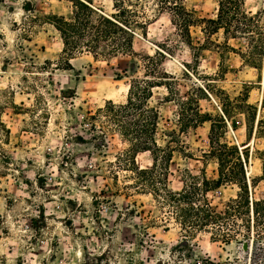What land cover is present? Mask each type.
Segmentation results:
<instances>
[{"label":"rangeland","instance_id":"obj_1","mask_svg":"<svg viewBox=\"0 0 264 264\" xmlns=\"http://www.w3.org/2000/svg\"><path fill=\"white\" fill-rule=\"evenodd\" d=\"M74 2L0 0V264H264L252 261L253 250L250 258L236 255L245 241L226 244L212 242L203 231L187 233L150 193L155 177L139 176L129 163L118 165L130 146L119 130L112 127L103 137L98 129L109 125L91 119L107 100L125 102L130 80L145 78L150 64V76L168 80L176 93L157 87L151 99L161 114L158 143L175 140L169 184L181 190L193 181L189 174L205 176L211 182L208 199L223 210L239 187H219L215 180L236 156L231 150L210 153V122L181 128L180 98L197 100L213 116L225 108L227 128L216 132L223 143L239 141L238 157L243 158L240 145L249 143L248 170L261 174L256 150L264 151V140L255 141L254 132L249 136L236 106L248 99L257 105V116L261 111L264 0H246L255 20L239 38L228 39L221 30L206 40L201 27L193 26L191 48L166 11L154 17L146 38L136 40V50L149 54V61L79 53L69 69L60 65L63 42L47 16L70 15ZM93 3L113 11L110 0ZM186 6L197 18L217 17L215 0H187ZM254 39L261 41L258 49ZM241 51L254 66L245 64ZM136 161L141 168L152 166L148 152L138 153ZM263 190L260 183L257 193Z\"/></svg>","mask_w":264,"mask_h":264},{"label":"trees","instance_id":"obj_2","mask_svg":"<svg viewBox=\"0 0 264 264\" xmlns=\"http://www.w3.org/2000/svg\"><path fill=\"white\" fill-rule=\"evenodd\" d=\"M70 15L49 14V23L59 32L63 42L64 60L69 69H73L72 58L76 54L86 53L96 60H107L119 56H141L150 60L149 54H140L136 48L138 37H147L149 26L154 17L169 12L174 16L176 26L181 36L192 48L191 27L200 26L206 40L223 30L229 38H239V34L249 33L253 27L255 16L246 10V0H215L218 4L216 18H197L187 8V0H110L113 11L108 13L94 5L93 0H74ZM211 41V40H210ZM259 39L253 40V48L258 49ZM232 51L236 48L229 45ZM245 64L255 65L246 60L245 53L238 52ZM250 54L251 51H250ZM249 54V56H250ZM62 68V67H60ZM145 78H132L129 83V93L125 102L107 100L103 108L91 116L109 125L98 129L91 123L93 131L98 129L103 137L112 127L119 130L121 137L129 143V148L118 156V165L125 163L134 166L136 173L147 178L155 177L150 192L160 206L169 208L187 233L193 235L197 231L210 233L212 242L231 244L234 240L244 242L253 240L252 261L264 259V190L257 193V186L264 183V151L256 150L261 161V174H248L247 160L249 143L242 150L243 158L238 157L237 144L229 145L221 141L217 128L226 130L229 112L222 108L223 114L213 116L204 113L199 102L193 98H180L181 112L179 125L187 129H197L206 122L211 123L209 142L211 154L220 155L231 150L236 156L227 167H221L219 177L215 180L217 186L236 184L239 187L236 197L230 198L223 210H217L208 199L211 182L200 175L189 174L193 181L184 183L181 190H174L169 184L170 165L174 157L175 146L169 141L162 146L157 141L160 110L151 105L153 91L157 87H166L169 94L175 95L168 80H155L150 76L155 68L146 66ZM248 99L238 103L236 109L244 115L246 129L254 140H264V98L261 111L257 116V105L247 103ZM223 115V116H222ZM173 138L176 131L171 133ZM225 134V133H224ZM252 134V135H251ZM148 152L152 158L150 168H141L136 161L137 154ZM242 237V239L240 238Z\"/></svg>","mask_w":264,"mask_h":264},{"label":"water","instance_id":"obj_3","mask_svg":"<svg viewBox=\"0 0 264 264\" xmlns=\"http://www.w3.org/2000/svg\"><path fill=\"white\" fill-rule=\"evenodd\" d=\"M253 250V240H247L243 243L239 250V254L242 258H250Z\"/></svg>","mask_w":264,"mask_h":264},{"label":"bare ground","instance_id":"obj_4","mask_svg":"<svg viewBox=\"0 0 264 264\" xmlns=\"http://www.w3.org/2000/svg\"><path fill=\"white\" fill-rule=\"evenodd\" d=\"M262 85H263V89H264V82L262 83ZM263 98H264V91L261 93V101H263ZM261 106H262V102H261V104H260V108H261ZM246 147V145H240V148H241V150H243L244 148ZM144 153H147V152H144ZM248 174H250V171L248 170ZM236 255L237 256H239V257H241L240 256V254H239V250L238 251H236ZM242 258V257H241ZM250 260V259H249Z\"/></svg>","mask_w":264,"mask_h":264},{"label":"crops","instance_id":"obj_5","mask_svg":"<svg viewBox=\"0 0 264 264\" xmlns=\"http://www.w3.org/2000/svg\"><path fill=\"white\" fill-rule=\"evenodd\" d=\"M221 109V108H220ZM222 110V109H221ZM223 112V111H222Z\"/></svg>","mask_w":264,"mask_h":264}]
</instances>
